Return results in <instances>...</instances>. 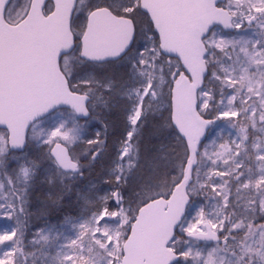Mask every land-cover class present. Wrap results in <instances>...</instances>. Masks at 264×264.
<instances>
[{
    "label": "snow or ice",
    "instance_id": "6c2138e0",
    "mask_svg": "<svg viewBox=\"0 0 264 264\" xmlns=\"http://www.w3.org/2000/svg\"><path fill=\"white\" fill-rule=\"evenodd\" d=\"M0 264H264V0H0Z\"/></svg>",
    "mask_w": 264,
    "mask_h": 264
},
{
    "label": "water",
    "instance_id": "95a60500",
    "mask_svg": "<svg viewBox=\"0 0 264 264\" xmlns=\"http://www.w3.org/2000/svg\"><path fill=\"white\" fill-rule=\"evenodd\" d=\"M57 39L58 37L55 35H49L46 37V40L49 41L50 43H54ZM142 255H148V256L154 255V250L150 243H145L142 249Z\"/></svg>",
    "mask_w": 264,
    "mask_h": 264
}]
</instances>
